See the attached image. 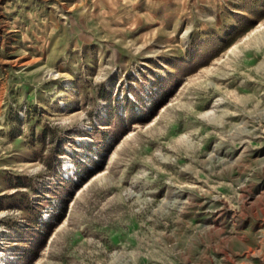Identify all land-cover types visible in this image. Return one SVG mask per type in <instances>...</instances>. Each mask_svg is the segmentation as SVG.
<instances>
[{"label":"rangeland","instance_id":"rangeland-1","mask_svg":"<svg viewBox=\"0 0 264 264\" xmlns=\"http://www.w3.org/2000/svg\"><path fill=\"white\" fill-rule=\"evenodd\" d=\"M0 264H264V0H0Z\"/></svg>","mask_w":264,"mask_h":264}]
</instances>
